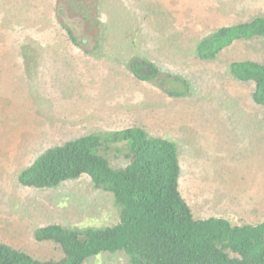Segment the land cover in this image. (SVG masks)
Returning <instances> with one entry per match:
<instances>
[{
	"label": "rangeland",
	"instance_id": "1",
	"mask_svg": "<svg viewBox=\"0 0 264 264\" xmlns=\"http://www.w3.org/2000/svg\"><path fill=\"white\" fill-rule=\"evenodd\" d=\"M262 15L264 0H0V242L59 259L36 229L114 224L112 196L88 178L32 189L17 175L48 147L133 126L176 144L194 218L263 221L264 106L227 67L264 63V39L235 42L212 61L194 54L216 28ZM133 62L153 64L158 79L178 74L189 94L168 97L157 79H137ZM124 263L117 253L86 264Z\"/></svg>",
	"mask_w": 264,
	"mask_h": 264
},
{
	"label": "trees",
	"instance_id": "2",
	"mask_svg": "<svg viewBox=\"0 0 264 264\" xmlns=\"http://www.w3.org/2000/svg\"><path fill=\"white\" fill-rule=\"evenodd\" d=\"M63 28L77 44L72 30ZM259 38L264 39V15L216 28L197 43L194 54L212 61L235 42ZM130 70L141 81L157 79L170 98L190 92L188 81L178 74L158 79L153 64L133 62ZM227 72L251 84V102L264 106V63L232 61ZM109 158L124 164L113 166ZM81 177L112 196L117 221L80 228L45 225L34 231V240L59 247L61 258L39 260L0 242V264H86L117 253L125 257L124 264H264V220L232 224L219 217L194 218L179 189L181 166L171 140L150 136L139 126L83 135L45 149L19 172L17 182L52 189Z\"/></svg>",
	"mask_w": 264,
	"mask_h": 264
}]
</instances>
